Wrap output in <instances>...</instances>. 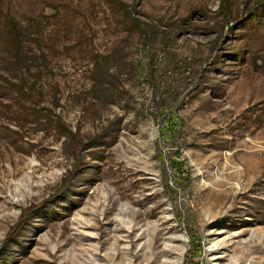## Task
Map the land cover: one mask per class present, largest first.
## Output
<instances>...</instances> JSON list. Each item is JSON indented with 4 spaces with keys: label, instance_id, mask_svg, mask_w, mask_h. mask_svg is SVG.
I'll list each match as a JSON object with an SVG mask.
<instances>
[{
    "label": "rangeland",
    "instance_id": "rangeland-1",
    "mask_svg": "<svg viewBox=\"0 0 264 264\" xmlns=\"http://www.w3.org/2000/svg\"><path fill=\"white\" fill-rule=\"evenodd\" d=\"M0 264H264V0H0Z\"/></svg>",
    "mask_w": 264,
    "mask_h": 264
},
{
    "label": "trees",
    "instance_id": "trees-1",
    "mask_svg": "<svg viewBox=\"0 0 264 264\" xmlns=\"http://www.w3.org/2000/svg\"><path fill=\"white\" fill-rule=\"evenodd\" d=\"M19 30V29H18ZM22 35V31H17V36L15 37V42L17 43L15 45V54H16V57L19 58L18 60L20 61L21 58H22V61H25L24 57H23V51H22V47H23V44H22V38H21V35ZM44 55V53H43ZM40 110H42L40 108ZM38 110V111H40Z\"/></svg>",
    "mask_w": 264,
    "mask_h": 264
}]
</instances>
